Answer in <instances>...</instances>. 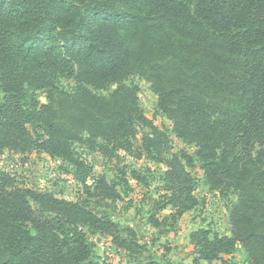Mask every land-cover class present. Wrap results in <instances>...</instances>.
Here are the masks:
<instances>
[{"label": "trees", "instance_id": "1", "mask_svg": "<svg viewBox=\"0 0 264 264\" xmlns=\"http://www.w3.org/2000/svg\"><path fill=\"white\" fill-rule=\"evenodd\" d=\"M79 1L0 0V147L39 149L76 166L81 164L71 147L76 141L112 161L121 160L122 151L146 156L168 166V201L157 208L171 206L176 217L196 204V181L186 167H195L197 159L208 183L234 193L238 202L230 215L236 232L191 233L194 262L227 264L224 255H234L239 244L248 264H264V0H142L139 12L120 8L131 0H84L98 23L90 25L88 16L73 21L62 52L54 33L80 12ZM34 39L43 46L25 49ZM27 63L38 67L41 87L58 90L61 77L78 68L80 87L63 105L79 132L45 116L47 106L38 99L32 98V106L22 103ZM134 74L152 83L160 108L174 116L177 137L193 139L194 156L179 151L165 158L163 133L157 130L143 131L136 148L148 118L137 86L126 83ZM85 84L116 89L104 96ZM28 124L46 128V135L35 136ZM131 173L142 181L138 171ZM120 183H106L104 200L120 198ZM151 223L160 226L156 217ZM84 227L127 251L143 249L134 228L96 212L87 200L37 193L0 171V264H99ZM144 264L162 262L151 257Z\"/></svg>", "mask_w": 264, "mask_h": 264}, {"label": "rangeland", "instance_id": "2", "mask_svg": "<svg viewBox=\"0 0 264 264\" xmlns=\"http://www.w3.org/2000/svg\"><path fill=\"white\" fill-rule=\"evenodd\" d=\"M120 8L139 12L143 8V3L142 0H131L129 4L122 3ZM78 9L80 12L71 16L68 25L58 27L54 33L53 43L62 52L65 50L64 37L70 31L73 21L88 16L90 25L98 23L96 16L90 14V7L85 5L84 0L78 2ZM109 11L110 9L107 10ZM33 43L38 48L43 46L35 39L29 43L26 41L23 46L30 47ZM75 69L74 75H63L61 79L58 75L55 76L56 79H60L58 90L41 87L42 82L36 80L35 76L36 72H39L38 67L33 63L31 66L27 63L23 75L26 98L22 103L32 106L34 102L32 98L38 99L41 104L47 106L43 108L45 116L52 118L57 124L67 123L73 131L79 132L70 123L69 115L72 113L69 114L63 105L64 102L67 104L68 100H71L69 96L74 95L80 87L76 79L78 68ZM126 83L137 86L140 107L148 118V125L140 129L141 133L134 140L136 148L142 145L143 131L156 134L157 130L163 133L165 158L171 159L169 154L179 151L194 156L197 148L193 139L187 142L177 137L174 116L160 108L159 95L152 83L146 77L137 74L130 76ZM85 85L104 96H108L116 89V86L107 90V88H96L91 84ZM3 99L4 93L0 90V100ZM216 101L220 104V100ZM28 127L35 136L47 133L44 127L33 128L30 124ZM153 128L156 129L153 131ZM71 147L75 158L81 162L79 166L39 149L24 153L9 147H0V171L15 178L16 184L20 187L37 193L52 194L57 198L75 202L87 200L96 212L105 213L115 222L134 228L136 239L143 246L141 252H139L140 248L132 252L119 248L113 244L110 236L95 233L84 227L90 233L91 240L95 242L99 264H144L151 257L158 258L162 264H196L194 258L197 254L190 240L194 230L210 228L221 234L236 232L231 225L230 215L233 206L238 202L237 195L213 188L208 183L199 160L196 159L195 167H186L196 181L193 193L196 204L181 217H176L175 210L171 206L157 208L168 201L165 197L167 182L165 183L164 180L165 172L168 170L167 165L148 159L146 156L138 158L124 151L121 152L123 156L121 160L112 161L100 151L91 148L85 141H76ZM133 169L141 174L142 181L132 177ZM124 170H127L126 176L123 174ZM123 178H126L128 184L122 183ZM106 183L109 185L120 183L116 187L121 194L119 199L104 200L102 190L106 187ZM155 217L160 221L159 227L151 223V218ZM224 258L227 259V264H248L246 253L239 244L234 255L226 254ZM200 264L206 262L201 261ZM212 264L226 263L214 261Z\"/></svg>", "mask_w": 264, "mask_h": 264}]
</instances>
